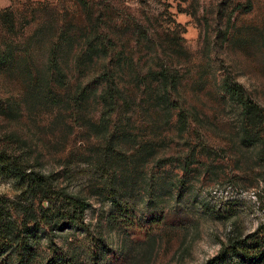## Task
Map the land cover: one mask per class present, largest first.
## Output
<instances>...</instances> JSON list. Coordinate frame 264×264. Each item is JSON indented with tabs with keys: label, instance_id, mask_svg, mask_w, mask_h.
<instances>
[{
	"label": "rangeland",
	"instance_id": "1",
	"mask_svg": "<svg viewBox=\"0 0 264 264\" xmlns=\"http://www.w3.org/2000/svg\"><path fill=\"white\" fill-rule=\"evenodd\" d=\"M84 1L0 0V151L66 176L89 204L87 231L51 233L57 252L87 262L89 239L101 237L105 264H204L264 220V131L225 90L240 86L264 110V0ZM63 23L71 55L88 33L87 47L106 53L54 83L46 39ZM108 65L128 94L105 119ZM21 185L0 175L7 199Z\"/></svg>",
	"mask_w": 264,
	"mask_h": 264
},
{
	"label": "trees",
	"instance_id": "2",
	"mask_svg": "<svg viewBox=\"0 0 264 264\" xmlns=\"http://www.w3.org/2000/svg\"><path fill=\"white\" fill-rule=\"evenodd\" d=\"M75 1L80 4L86 3L84 0ZM53 26H50L51 30L46 39L48 45L46 63L47 71L50 73L49 79H52L54 83L62 81L68 64L75 62V72L81 74L79 67L85 65V60L89 59L92 62L93 55L101 59L106 53L102 43L99 44V51H91L87 47L92 45V38L88 33L87 46L83 48L80 45L76 55H71L75 38L72 41L73 37L68 36L70 40L65 42V35L69 33L67 24ZM42 28L41 31L35 32V37L39 34L41 37L47 35L46 32L49 31L47 27ZM79 40L80 36L77 38V41ZM64 42L69 47V53L65 49L60 50ZM100 77L104 84L101 93L102 117L106 119V116L119 112L121 104L126 101L124 96L128 92L115 67L105 66ZM80 85H78L77 96L73 100L75 105L86 95V88ZM225 90L229 97L237 100L245 115L249 116V118L245 116L246 119L250 122L256 120L258 126L264 131V110L246 98L240 86L234 83L230 86L228 83ZM165 94L169 96L167 89ZM185 121L186 118L183 115L179 116V122L185 123ZM25 166L18 158L0 151V175L20 182L24 188L22 195L19 196L20 200H22L21 197L26 201L30 200L22 204L19 198L13 201L0 195V264H105L102 261L104 258L102 252L106 245L101 237L89 239L88 261L84 263L78 259V254L74 250H60V252L55 250L51 238L53 231L63 227H78L81 231H87L84 215L89 204L80 194L68 192L66 184L62 186L60 183L62 177L59 174H45L37 169L29 170ZM65 177L63 176L62 180H69ZM42 242L48 245V254H38ZM204 264H264V220L251 233H234L228 236L226 242L221 243L216 255Z\"/></svg>",
	"mask_w": 264,
	"mask_h": 264
}]
</instances>
